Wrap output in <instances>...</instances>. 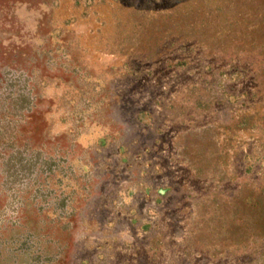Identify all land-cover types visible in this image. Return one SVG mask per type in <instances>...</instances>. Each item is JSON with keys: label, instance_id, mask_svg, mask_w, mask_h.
I'll list each match as a JSON object with an SVG mask.
<instances>
[{"label": "rangeland", "instance_id": "1", "mask_svg": "<svg viewBox=\"0 0 264 264\" xmlns=\"http://www.w3.org/2000/svg\"><path fill=\"white\" fill-rule=\"evenodd\" d=\"M0 264H264V0H0Z\"/></svg>", "mask_w": 264, "mask_h": 264}]
</instances>
